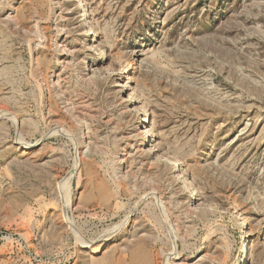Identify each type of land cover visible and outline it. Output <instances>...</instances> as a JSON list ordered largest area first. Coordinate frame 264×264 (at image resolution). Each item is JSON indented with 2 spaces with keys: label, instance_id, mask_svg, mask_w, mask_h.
Here are the masks:
<instances>
[{
  "label": "rangeland",
  "instance_id": "1",
  "mask_svg": "<svg viewBox=\"0 0 264 264\" xmlns=\"http://www.w3.org/2000/svg\"><path fill=\"white\" fill-rule=\"evenodd\" d=\"M83 2L0 0V264H264V0Z\"/></svg>",
  "mask_w": 264,
  "mask_h": 264
},
{
  "label": "bare ground",
  "instance_id": "2",
  "mask_svg": "<svg viewBox=\"0 0 264 264\" xmlns=\"http://www.w3.org/2000/svg\"><path fill=\"white\" fill-rule=\"evenodd\" d=\"M83 1L84 0H79L80 3L76 6L78 10L81 9V11H82V13L80 14L81 18L83 16L85 17V15H86L85 4H84ZM87 27L88 28H86L85 30H83L84 35L87 38L90 37V36H94L96 34V32H97L95 30V28L92 25H88ZM133 94L134 93L132 91V93L129 94V97H131ZM125 99H128V98H125ZM144 121H147V122L145 123ZM149 132H151V127L149 125V118L146 120V116H143L142 117V120H141V126L138 127V131H137V133L135 135V136H137L136 139H138V144H145L148 141ZM190 196H191V194H190ZM243 223H244V220H241L240 221V228H239L240 229L239 230L240 231L239 241H241L242 243H241V246L238 247V249L241 250V251H243V252H245V250L247 248V244H246V233H245L244 230L241 229V226H242Z\"/></svg>",
  "mask_w": 264,
  "mask_h": 264
}]
</instances>
